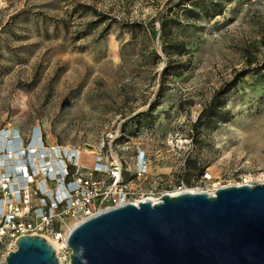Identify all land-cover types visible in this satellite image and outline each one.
Here are the masks:
<instances>
[{
    "label": "rangeland",
    "instance_id": "obj_1",
    "mask_svg": "<svg viewBox=\"0 0 264 264\" xmlns=\"http://www.w3.org/2000/svg\"><path fill=\"white\" fill-rule=\"evenodd\" d=\"M195 1L0 0V133L26 147L37 129V150L94 156L98 177L118 162L150 198L264 183V0H232L214 19L190 10ZM96 13L112 20L102 37L107 23L91 24ZM163 17L169 44L185 46L169 57ZM241 71L218 116L197 124L213 93ZM45 184L37 180L32 204ZM61 184L49 186L54 198ZM64 223L63 240L76 224ZM7 252L0 248V264ZM70 254L55 256L69 264Z\"/></svg>",
    "mask_w": 264,
    "mask_h": 264
},
{
    "label": "water",
    "instance_id": "obj_2",
    "mask_svg": "<svg viewBox=\"0 0 264 264\" xmlns=\"http://www.w3.org/2000/svg\"><path fill=\"white\" fill-rule=\"evenodd\" d=\"M69 264H264V183L163 194L77 224ZM1 264H59L42 237L23 236Z\"/></svg>",
    "mask_w": 264,
    "mask_h": 264
},
{
    "label": "built area",
    "instance_id": "obj_3",
    "mask_svg": "<svg viewBox=\"0 0 264 264\" xmlns=\"http://www.w3.org/2000/svg\"><path fill=\"white\" fill-rule=\"evenodd\" d=\"M11 136L0 133V248L5 247L8 252L16 249L15 242L20 237L39 236L62 242V251L69 255L67 237L63 240L61 232L66 217L77 225L105 210L137 205L148 198L124 179L118 162L111 164L107 177H98L92 173L99 171V166L90 167L89 171L77 156L61 153L58 148L48 151L42 144L37 150L36 138L24 147L19 137ZM81 170L89 175L74 173ZM144 173L143 162H139L135 178ZM39 178L46 184L39 190L42 198L38 204H32L30 191ZM57 179L62 183L61 192L59 198H54L49 186Z\"/></svg>",
    "mask_w": 264,
    "mask_h": 264
},
{
    "label": "trees",
    "instance_id": "obj_4",
    "mask_svg": "<svg viewBox=\"0 0 264 264\" xmlns=\"http://www.w3.org/2000/svg\"><path fill=\"white\" fill-rule=\"evenodd\" d=\"M194 0H183L182 4H185L186 2H190ZM232 0H197L194 3L191 4L190 10L194 9V7H199L202 10V15L206 19H214L215 17H219L223 15V10L226 8V6L231 2ZM173 2V1H172ZM171 2V3H172ZM173 11L170 10L169 13L171 14ZM96 20L93 21L91 24H105L104 29L101 32L100 37H102L111 27L112 20L108 18L106 15H100L99 13L95 14ZM163 19L160 30H159V38L163 41V43H166L164 47H162V52L166 57H169V54L171 53V49H174V47H177L178 50H185V46L183 44H174L173 46L169 44V40L171 39L173 33L171 28L169 27L167 21H165V17L161 18ZM172 63L168 60V64L165 69L171 70L173 66H171ZM248 73L247 71H241L237 73L234 78L229 81L228 83L223 84L220 86V88L213 93V97L211 101L209 102L208 106H206L202 112L199 114L197 118V124L201 123H208L215 119L218 116V111H220L222 107V103L220 98L227 94L237 83L238 81L244 77ZM194 169H196V166H194Z\"/></svg>",
    "mask_w": 264,
    "mask_h": 264
},
{
    "label": "bare ground",
    "instance_id": "obj_5",
    "mask_svg": "<svg viewBox=\"0 0 264 264\" xmlns=\"http://www.w3.org/2000/svg\"><path fill=\"white\" fill-rule=\"evenodd\" d=\"M38 136H39V133H38V130L37 129H35V131H34V137L36 138H38ZM77 159H79V161H81V163L82 164H85V167H87L88 168V170L90 171V167H95V166H99L98 165V162H97V158L96 157H94V156H90V155H88V156H86L85 154H77ZM88 172V171H87ZM59 193V197H60V192H58ZM171 195H174V194H171ZM170 195V196H171ZM160 199L161 198H150V197H148V198H146L144 201H149L150 203H152V204H157V203H159L160 202ZM138 203V202H137ZM136 203V204H137ZM73 225V227L76 225H74V223L73 224H71V226ZM72 227V228H73ZM46 240V239H45ZM48 241V240H47ZM48 243L51 245V247L54 249V252H55V254H57V250L59 249V248H61V246H59L58 244H56V243H52V242H50V241H48ZM58 260V263L59 264H61V262H60V260L59 259H57Z\"/></svg>",
    "mask_w": 264,
    "mask_h": 264
}]
</instances>
